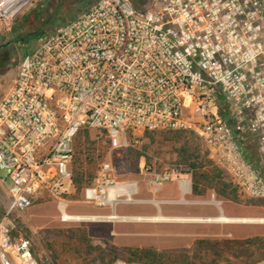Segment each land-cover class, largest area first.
Instances as JSON below:
<instances>
[{"label":"built area","instance_id":"built-area-1","mask_svg":"<svg viewBox=\"0 0 264 264\" xmlns=\"http://www.w3.org/2000/svg\"><path fill=\"white\" fill-rule=\"evenodd\" d=\"M29 2L0 0V29ZM81 129L103 133L111 149L128 147L126 134L136 130H191L241 192L264 200V178L240 141L246 131L264 153V0H159L152 10L96 0L22 55L0 99V173L12 186L0 216V264H38L30 242L12 236L10 217L74 194ZM168 182L185 186L171 169L150 187ZM118 186L104 163L83 201L114 208Z\"/></svg>","mask_w":264,"mask_h":264},{"label":"rangeland","instance_id":"rangeland-1","mask_svg":"<svg viewBox=\"0 0 264 264\" xmlns=\"http://www.w3.org/2000/svg\"><path fill=\"white\" fill-rule=\"evenodd\" d=\"M95 1L30 0L7 27L0 29V46L6 45L0 50V99L12 86L16 67L22 55L28 53L45 34L69 22ZM158 2L159 0H133V5L139 10H152L158 6ZM184 115L189 117L187 112ZM88 132L90 142L94 143L90 148L95 147L102 153V158L97 160L94 166L95 175L102 164L108 163L113 169V178L117 185L134 186V181H147L154 173L177 169L174 156L166 147H161L157 152L143 149L149 144L150 135L163 138L168 132L147 134L142 130H136L131 133L133 142L129 139L130 133L126 134L128 147H123L122 141L115 149L109 146L107 148V139L103 133L93 130ZM186 132L194 134L191 130ZM194 136L198 138L195 134ZM74 144L73 142V146ZM130 147L142 154L140 171L138 170L136 174H131L125 163L124 153ZM0 179L4 180L0 181L1 216L8 203L12 186L3 173H0ZM150 193L147 196L141 195L133 187L128 195L122 194L117 197L114 208H98L85 203L82 191L79 194L74 192L60 205L52 200H37L28 210L13 213L10 217V232L15 238L22 237L30 242L38 264H108L115 260H126L124 250L130 248H153L165 253L180 252L190 255L196 240H237L226 235L228 231H224L223 222L60 220L62 212L70 216L85 217H106L112 214L124 218L156 217L159 216L158 203L155 201L158 196H152ZM239 193L236 202L224 201L220 206L219 200L215 199L214 206L216 208L227 206L237 219L264 220V208L261 206L263 200L252 199L240 190ZM142 198L150 200L143 203ZM141 208H151L152 212L142 215ZM244 225L248 227L243 230V239L264 236V222H250Z\"/></svg>","mask_w":264,"mask_h":264},{"label":"trees","instance_id":"trees-1","mask_svg":"<svg viewBox=\"0 0 264 264\" xmlns=\"http://www.w3.org/2000/svg\"><path fill=\"white\" fill-rule=\"evenodd\" d=\"M2 48L3 46H0V50ZM221 110L222 107L219 108L221 117L229 122L228 116ZM88 131L91 130L81 129L73 140L75 144L71 170L76 194L91 184L96 172L93 171L94 166L97 160L102 158L101 150L90 148L94 143L90 142ZM128 133L133 142L132 132ZM149 137V144L143 147L144 151L157 152L161 147H166L174 156L177 169L190 175L193 196L203 197L206 191L210 190L219 200L237 201L240 196L239 189L209 157L202 142L194 134L186 131H168V135L163 138L153 135ZM106 145L108 148L107 140ZM124 158L128 171L136 174L142 154L130 147L125 150ZM261 206L264 208V200ZM124 251L125 261L137 264H254L264 259V236L242 240H196L190 255L180 252L165 253L153 248H130Z\"/></svg>","mask_w":264,"mask_h":264},{"label":"crops","instance_id":"crops-1","mask_svg":"<svg viewBox=\"0 0 264 264\" xmlns=\"http://www.w3.org/2000/svg\"><path fill=\"white\" fill-rule=\"evenodd\" d=\"M240 141L243 147V152L246 161L252 164L253 166H255L264 178V153L260 152L258 149L257 137L252 136L248 134L246 131H244L240 135ZM141 164L142 162L139 161L138 169H140ZM163 172L154 173V174H161ZM179 173L182 174L184 178V184H185L184 188H181V186L177 182H168L161 184L156 190H152L150 187V183L153 180V176H154L153 174L150 176L151 178L149 177V180L147 181L145 180L134 181L135 182L134 186L124 185L125 191L124 192L121 191V192L123 194L128 195L129 190L134 187L136 192L139 191V194L141 195L147 196L151 192L150 194L152 196H158V198L155 199V201L158 203L159 216L156 217L162 219L160 223H167V222L186 223V222H195V220H208V219H199V218H204L206 216L210 217V219H216L219 217L235 219V220L237 219L234 212H232L231 209L227 208V206L220 208H216L214 206L215 205L214 201L215 199H217V197L215 196L213 191L207 190L203 197L193 196L190 175L187 173H181L180 171ZM141 200L143 201V203L144 202L146 203L149 202L150 199L142 198ZM223 202L224 200L218 201L220 206L223 204ZM199 206L201 207L200 209L197 208ZM141 210L142 211H140L141 212L140 214L142 215L150 214L146 212H152L151 208H141ZM108 217L119 218V219L112 218V220L109 221L126 222L124 221V219H127L112 214L106 217H99L100 220L97 221H108L106 220V218ZM156 217H148V218H156ZM136 218H140V217H136ZM148 218H143V219H148ZM97 221H92V222H97ZM127 222H131V221H127ZM140 222H146V221H140ZM244 224L245 223L242 224L240 222H230V223H223L222 225L225 227L224 231H228L226 235H230L231 237H233L232 239L240 240L244 238L243 230L245 229V227H248L247 225L245 226Z\"/></svg>","mask_w":264,"mask_h":264},{"label":"bare ground","instance_id":"bare-ground-1","mask_svg":"<svg viewBox=\"0 0 264 264\" xmlns=\"http://www.w3.org/2000/svg\"><path fill=\"white\" fill-rule=\"evenodd\" d=\"M114 192H121V191H125L124 190V186H118L115 190H113ZM122 193V192H121ZM114 197V193L112 192L110 195H109V200L111 199L112 201H115V199H113ZM112 218H115V217H108L106 218V220H112ZM115 219H119V218H115ZM60 220L62 222H67V221H78V222H85V221H97V220H100L99 217H85V216H70V215H67L65 212H62V215H61V218ZM124 221H135V222H140V221H146V222H154V223H157V222H160L162 221L161 218L159 217H156V218H148V219H143V218H127V219H124ZM195 222H223V223H230V222H240V223H250V222H259V223H262L264 222V220H258V221H254L252 219H239V220H235V219H229V218H224V217H219V218H216V219H208V220H195Z\"/></svg>","mask_w":264,"mask_h":264},{"label":"water","instance_id":"water-1","mask_svg":"<svg viewBox=\"0 0 264 264\" xmlns=\"http://www.w3.org/2000/svg\"><path fill=\"white\" fill-rule=\"evenodd\" d=\"M3 47L6 46V45H2Z\"/></svg>","mask_w":264,"mask_h":264}]
</instances>
